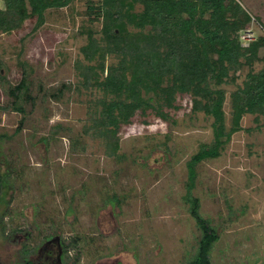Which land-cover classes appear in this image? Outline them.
Returning <instances> with one entry per match:
<instances>
[{
	"label": "rangeland",
	"instance_id": "1",
	"mask_svg": "<svg viewBox=\"0 0 264 264\" xmlns=\"http://www.w3.org/2000/svg\"><path fill=\"white\" fill-rule=\"evenodd\" d=\"M236 1L251 15L246 46L264 36V0ZM142 9L132 3L129 33ZM103 11L101 0H69L38 23L28 0L22 12L0 0V264L36 258L57 236L65 264H186L196 253L188 161L213 141V117L177 94L167 120L138 110L108 135L100 100L112 97L82 82L94 62L83 49L93 40L97 59L104 22H116ZM118 60L105 56L106 65ZM247 71L223 83L225 141L194 167L191 194L219 233L210 264H264V114L244 112L234 125L230 99Z\"/></svg>",
	"mask_w": 264,
	"mask_h": 264
},
{
	"label": "trees",
	"instance_id": "2",
	"mask_svg": "<svg viewBox=\"0 0 264 264\" xmlns=\"http://www.w3.org/2000/svg\"><path fill=\"white\" fill-rule=\"evenodd\" d=\"M8 11H25V0H2ZM37 22L49 7H63L69 0H28ZM142 5L137 15L136 33H129L126 23L133 18L132 3ZM104 19L116 22L102 26L104 44L94 60V41L85 46V57L94 61L85 67L83 85L93 86L112 98L100 100L99 123L110 128L127 124L136 111L154 113L163 120L169 118L166 108L176 107L177 94L191 95L192 108L213 117L214 139L204 144L188 161L186 200L189 212L201 235L194 257L186 264H210V252L219 233L209 219L199 212V199L191 194L195 164L218 154L224 136L222 123L223 83L233 80L242 66L247 65L242 82L231 92L234 125L244 112L264 114V56L258 57L264 46V36L241 44V31L246 29L251 15L236 0H101ZM1 23V18H0ZM199 41V47L194 39ZM109 53L118 55L117 64H105ZM263 65L254 70L253 63ZM232 72L233 77L230 75ZM25 90L24 79L16 87ZM125 96V98H123Z\"/></svg>",
	"mask_w": 264,
	"mask_h": 264
},
{
	"label": "flooded vegetation",
	"instance_id": "3",
	"mask_svg": "<svg viewBox=\"0 0 264 264\" xmlns=\"http://www.w3.org/2000/svg\"><path fill=\"white\" fill-rule=\"evenodd\" d=\"M42 248L44 250H42ZM37 255L28 253L18 264H65L62 242L59 237L47 239L41 248H36Z\"/></svg>",
	"mask_w": 264,
	"mask_h": 264
},
{
	"label": "built area",
	"instance_id": "4",
	"mask_svg": "<svg viewBox=\"0 0 264 264\" xmlns=\"http://www.w3.org/2000/svg\"><path fill=\"white\" fill-rule=\"evenodd\" d=\"M242 36H243V38H246L244 34Z\"/></svg>",
	"mask_w": 264,
	"mask_h": 264
}]
</instances>
